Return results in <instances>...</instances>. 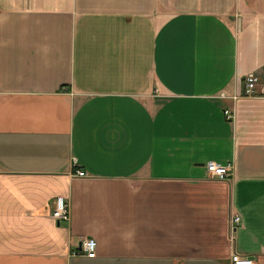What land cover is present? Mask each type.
Returning <instances> with one entry per match:
<instances>
[{
  "label": "crops",
  "instance_id": "0c3cea01",
  "mask_svg": "<svg viewBox=\"0 0 264 264\" xmlns=\"http://www.w3.org/2000/svg\"><path fill=\"white\" fill-rule=\"evenodd\" d=\"M234 253L264 264V0H0V264Z\"/></svg>",
  "mask_w": 264,
  "mask_h": 264
},
{
  "label": "built area",
  "instance_id": "2783aa9c",
  "mask_svg": "<svg viewBox=\"0 0 264 264\" xmlns=\"http://www.w3.org/2000/svg\"><path fill=\"white\" fill-rule=\"evenodd\" d=\"M257 82V77L253 73H248L244 77V86L242 90V96H251L254 93L255 85ZM225 117L228 120H232L234 115L231 113V110L224 109ZM206 171L211 177H215L219 180H225L230 177L231 170L228 165L216 164L214 162L206 163ZM77 176H85L86 172L83 170H76ZM53 209L51 211V217L59 221H68L69 219V204L67 199L64 196H56L53 202ZM234 222L239 223V218L234 217ZM96 241L91 238H83L79 244V248L73 253L83 252L87 257L92 258L95 256ZM230 264H254V258L249 255L241 256L239 254H231Z\"/></svg>",
  "mask_w": 264,
  "mask_h": 264
},
{
  "label": "rangeland",
  "instance_id": "374dc122",
  "mask_svg": "<svg viewBox=\"0 0 264 264\" xmlns=\"http://www.w3.org/2000/svg\"><path fill=\"white\" fill-rule=\"evenodd\" d=\"M69 218H70V209H69ZM69 220V219H68ZM60 222V221H59ZM63 222H67V221H63ZM87 238V237H85ZM92 238V237H91ZM94 239V238H93ZM95 240V239H94ZM79 248V247H78ZM74 252V251H73ZM76 254V253H75ZM78 254V253H77Z\"/></svg>",
  "mask_w": 264,
  "mask_h": 264
}]
</instances>
